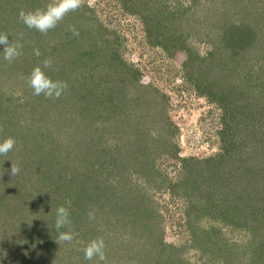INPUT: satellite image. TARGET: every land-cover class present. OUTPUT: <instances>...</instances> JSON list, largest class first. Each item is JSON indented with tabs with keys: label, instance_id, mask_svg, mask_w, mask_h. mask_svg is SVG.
I'll return each mask as SVG.
<instances>
[{
	"label": "rangeland",
	"instance_id": "1",
	"mask_svg": "<svg viewBox=\"0 0 264 264\" xmlns=\"http://www.w3.org/2000/svg\"><path fill=\"white\" fill-rule=\"evenodd\" d=\"M140 1L79 0L64 22L41 33L19 14L53 0H0V33L20 46L8 61L0 45V143L15 141L0 154V264H264L262 237L227 216L236 201L226 202L220 186L232 161L212 168L224 154V111L194 68L216 71L233 88L236 61L218 60L227 47L223 27L236 31L250 20L236 0H150L156 25L173 29L183 45L164 48L134 6ZM72 30L83 41L84 69L71 59L76 45L58 43ZM37 67L66 84L58 98L33 94L28 78ZM84 82L91 92L81 97ZM198 161L211 175L194 191L186 181ZM60 206L71 222L59 232L71 241L55 228ZM109 239V262L85 259L91 241Z\"/></svg>",
	"mask_w": 264,
	"mask_h": 264
},
{
	"label": "trees",
	"instance_id": "2",
	"mask_svg": "<svg viewBox=\"0 0 264 264\" xmlns=\"http://www.w3.org/2000/svg\"><path fill=\"white\" fill-rule=\"evenodd\" d=\"M151 3L150 0H146V2L141 0L138 6L134 5L138 7L139 12L141 9L144 12L142 14L146 15L144 20L147 23L148 32L152 36L160 38L162 41L159 44H162L164 48H167L170 43L180 44L181 46L179 38L172 32L173 29L168 33L166 23L165 28L156 25L159 22L156 21L157 14L151 12L153 11ZM236 4L243 10L245 19L250 21H246L239 12H236V16H241L240 18L248 24L239 25L236 27V31L232 30V24L225 25L222 39H224L227 47H225L224 52H218V60L222 66H230V62L236 61V85H233L232 88L228 82L225 83L223 79L219 78L216 71L211 74L210 71H204L199 65L197 67L193 65L192 67L198 70L199 78L204 81V84H207V87H203L202 90L208 88V95L216 99L224 111V128L221 132L224 154L220 156L222 162L214 163L212 168L213 170L216 167L221 168L225 161H232L229 175L226 174L224 178V172L222 171V178L226 184L220 186V189H223L222 192L226 202H229L228 198L236 201V206L233 205L235 209L226 206V211L229 213L227 216H229L231 223L234 222L240 230L249 233L254 239L262 237L263 241H260L259 246L264 247V0H236ZM62 21L64 22L63 18ZM68 36L72 37L63 38L65 41H59V46L60 48H72L73 45H76L77 52L70 55L75 66L81 69L87 63L81 62V59L78 58L87 55L86 52L80 54L83 41L79 38L80 34L78 35L74 30ZM87 36L83 39H86L88 43L91 40V35ZM176 44L175 47L170 46L179 48ZM181 49H183V45ZM65 50L67 51V48ZM60 52L62 58L67 59L69 51L61 50ZM200 63L202 62L200 61ZM257 63L261 64L258 71L248 70L251 64ZM190 64L191 59L188 58L184 65L190 66ZM205 75L206 77H204ZM206 78L209 80H206ZM76 79L77 83L74 84H77L79 88L80 79ZM72 81L76 82L75 78ZM84 85H86L85 82ZM215 88L218 90L214 92ZM88 92H91V90L87 88V85L86 89L83 87L81 91L78 89L81 97L89 95ZM189 162L185 161L186 169L189 168ZM192 165H194L195 173L186 181V185L194 191H199L204 180H209L211 174L209 170L204 168V164L199 163V161ZM201 192L204 193L205 191ZM193 194L197 196L198 192ZM135 205L139 213L149 212L144 204L137 203ZM192 207L194 209V200ZM197 207H200V202L197 203ZM230 214L236 217L235 221ZM110 240L112 239L104 242V259H100L103 263L109 262L111 258L110 245L114 242H110ZM115 244L119 246V244ZM260 258H264V255H261Z\"/></svg>",
	"mask_w": 264,
	"mask_h": 264
},
{
	"label": "clouds",
	"instance_id": "3",
	"mask_svg": "<svg viewBox=\"0 0 264 264\" xmlns=\"http://www.w3.org/2000/svg\"><path fill=\"white\" fill-rule=\"evenodd\" d=\"M79 7V0H59L56 3L55 0L50 2L45 9L37 8L33 11H21L19 14L20 20L29 28L36 29L41 33L47 32L56 26L64 15ZM0 45H3L4 59L12 61L20 55L18 51L19 45L12 44L8 40L6 34L0 33ZM39 55V53H36ZM44 66L48 67L49 62L45 61ZM29 86L33 89L34 95H44L45 97L58 98L66 87L60 81H52L49 77L45 76L40 68H34L28 78ZM15 146V141L12 138L5 139L0 143V154H7ZM19 169L11 164V174L16 176ZM70 218L68 210L64 206H60L56 209L55 228L59 232L60 229L70 224ZM59 239L63 241H71L73 235L70 232H59ZM104 243L102 240H93L84 249L85 259L91 260L94 256H98L101 260L104 259L103 253Z\"/></svg>",
	"mask_w": 264,
	"mask_h": 264
}]
</instances>
